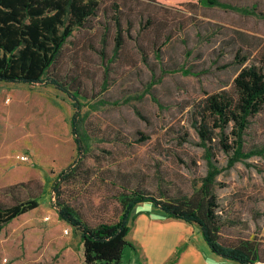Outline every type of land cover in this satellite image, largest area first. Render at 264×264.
Returning a JSON list of instances; mask_svg holds the SVG:
<instances>
[{
  "label": "rangeland",
  "instance_id": "obj_1",
  "mask_svg": "<svg viewBox=\"0 0 264 264\" xmlns=\"http://www.w3.org/2000/svg\"><path fill=\"white\" fill-rule=\"evenodd\" d=\"M219 1L264 14V0ZM237 55L248 58L244 67L261 65L264 18L192 3L101 0L48 74L80 93L79 112L53 86L0 82V206L39 203L5 225L1 264H84L80 232L59 219L56 187L90 227L117 223L124 195L178 202L199 189L208 165L195 117L207 97L233 90ZM244 149H264V110L250 120ZM232 156L214 148L221 168ZM70 171L60 183V174ZM214 194L221 242L254 243L264 264V154L223 172ZM129 227L133 248L120 264H237L214 255L197 225L154 205L136 206Z\"/></svg>",
  "mask_w": 264,
  "mask_h": 264
},
{
  "label": "trees",
  "instance_id": "obj_2",
  "mask_svg": "<svg viewBox=\"0 0 264 264\" xmlns=\"http://www.w3.org/2000/svg\"><path fill=\"white\" fill-rule=\"evenodd\" d=\"M165 5L192 3L217 7L244 16L264 18L254 6L251 9L234 6L219 0H153ZM101 0H0V82L29 86L49 85L66 93L79 112L80 93L71 92L56 78L48 76L58 56L75 30L85 26L96 15ZM241 69L234 79L233 90L223 91L205 99L194 125L200 146L205 149L208 172L199 189L178 202H168L154 196L133 192L121 200L122 215L117 223H101L90 227L61 201L60 187L55 188L59 219L81 234L84 264H120L130 233L129 222L133 209L151 204L168 217L197 225L210 250L223 259L237 264H261L259 250L254 243L236 247L221 242L222 219L214 188L216 179L236 164L255 156H262L264 149H244V136L250 120L264 110V55L261 65L243 66L247 57L236 56ZM190 74L189 71H184ZM72 132L79 154L83 142L79 121L73 117ZM233 137L227 141L226 132ZM219 138V140H218ZM220 146L226 153L233 152L227 166L221 168L214 160V148ZM70 172L60 174V183L70 178ZM39 207L37 200L21 202L9 208L0 206V264L1 234L5 225ZM135 219V217L133 218ZM225 264V263H219Z\"/></svg>",
  "mask_w": 264,
  "mask_h": 264
},
{
  "label": "built area",
  "instance_id": "obj_3",
  "mask_svg": "<svg viewBox=\"0 0 264 264\" xmlns=\"http://www.w3.org/2000/svg\"><path fill=\"white\" fill-rule=\"evenodd\" d=\"M19 160H20L21 162H23V163H27V162L30 161L29 158H28L27 156H21V157H19ZM65 234L68 235L69 232H68V231H65ZM3 263H4V264H7V263H8V260H7V259H3Z\"/></svg>",
  "mask_w": 264,
  "mask_h": 264
},
{
  "label": "crops",
  "instance_id": "obj_4",
  "mask_svg": "<svg viewBox=\"0 0 264 264\" xmlns=\"http://www.w3.org/2000/svg\"><path fill=\"white\" fill-rule=\"evenodd\" d=\"M212 252V251H211ZM213 253V252H212ZM214 254V253H213ZM1 255H2V250H1ZM215 255V254H214ZM217 256V255H216ZM186 261L183 260L180 264H185Z\"/></svg>",
  "mask_w": 264,
  "mask_h": 264
},
{
  "label": "bare ground",
  "instance_id": "obj_5",
  "mask_svg": "<svg viewBox=\"0 0 264 264\" xmlns=\"http://www.w3.org/2000/svg\"><path fill=\"white\" fill-rule=\"evenodd\" d=\"M154 250V249H153ZM155 251V250H154Z\"/></svg>",
  "mask_w": 264,
  "mask_h": 264
}]
</instances>
